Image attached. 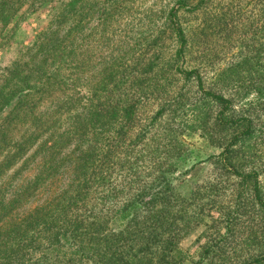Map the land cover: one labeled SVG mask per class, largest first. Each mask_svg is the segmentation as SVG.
I'll return each mask as SVG.
<instances>
[{"label": "rangeland", "instance_id": "rangeland-1", "mask_svg": "<svg viewBox=\"0 0 264 264\" xmlns=\"http://www.w3.org/2000/svg\"><path fill=\"white\" fill-rule=\"evenodd\" d=\"M178 1L22 0L0 15V90L16 81L27 90L25 111L14 117L12 103L0 113V122L10 118L0 130V207L16 200L7 215L0 209V233L40 207L64 203L87 172L77 169L82 157L98 158L115 139L107 171L117 178L118 202L130 196L121 190L134 184L127 174L135 166L138 184L165 170L182 204L195 206L178 236L183 264H239L264 253V219L250 185L214 162L223 148L214 128L204 134L196 127V112L210 123L216 107L202 104L196 80L176 71L168 13ZM178 15L187 41L183 68L198 70L206 89L253 101L249 113L260 128L234 162L240 171L257 170L264 183V96L256 92L264 64L244 65L264 54V0H205ZM222 71L239 80L215 86ZM131 98L134 119L118 134ZM98 104L109 110L92 118Z\"/></svg>", "mask_w": 264, "mask_h": 264}, {"label": "trees", "instance_id": "trees-1", "mask_svg": "<svg viewBox=\"0 0 264 264\" xmlns=\"http://www.w3.org/2000/svg\"><path fill=\"white\" fill-rule=\"evenodd\" d=\"M19 1L22 0H0V15L3 16L9 4L13 9V3ZM204 1L188 5L184 0H179L168 13L177 39L176 71L185 79L196 80L202 104L216 107L213 109L214 122L209 123L207 117L196 112V127H200L204 134L214 128V132L220 135L219 140L223 139V148L214 162L219 165L220 171L225 170V173L239 178V185L242 187L250 185V198L258 214L264 219V183L259 179V172L240 171L234 162L235 157L245 155L244 146L255 137L258 125L255 126L256 120L249 113L253 101L245 103L233 93L227 95L206 89L198 70L183 68L187 41L178 13L181 10L194 11ZM244 61L245 67L252 70L253 67L264 64V54L261 56L257 53ZM233 76L239 80L238 74L222 71L211 82L215 86L225 87L235 82ZM263 80L264 77H261V82ZM257 90L259 96H264V86L257 87ZM25 96L26 88L19 86L17 81L12 84L11 90H0V113L13 103L10 112L15 111L13 116H18L27 109ZM131 99L133 102L122 108V124L119 132H116L118 134L131 125L134 119L136 100ZM120 102L121 100L116 103ZM108 110L98 104L92 118ZM110 110L115 108L111 106ZM5 119L10 118H2L0 130ZM118 139L122 141V136ZM118 146L115 139H110L105 152L98 158L88 154L82 157L77 169L82 173L85 170L87 172L64 203L60 204L58 201L48 208L40 207L19 222H11L6 235L0 233V264H73L75 260L84 258L95 264H183L186 256H182L177 248L178 236L193 219L195 206L188 208V204H182L184 200L175 192L171 176L165 170L153 172L155 176L152 180L144 179L138 184L135 166L127 174L134 178V184L125 191L121 190V193H129L130 196L118 202V191L115 186H111V182L117 178L113 176L112 169L107 171L109 159L111 161L114 149ZM240 193L235 197L236 210L240 204ZM15 201L1 206V212L5 211V215L10 213ZM182 210L188 211L187 216ZM222 238L227 240V236ZM211 251V247L206 248L204 255L208 257ZM239 264H264V253L240 260Z\"/></svg>", "mask_w": 264, "mask_h": 264}]
</instances>
